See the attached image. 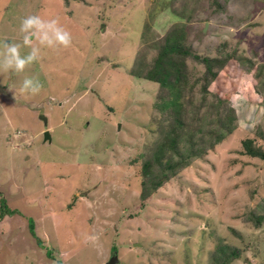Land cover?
<instances>
[{"label": "rangeland", "instance_id": "1", "mask_svg": "<svg viewBox=\"0 0 264 264\" xmlns=\"http://www.w3.org/2000/svg\"><path fill=\"white\" fill-rule=\"evenodd\" d=\"M217 1L222 10L214 0H0V44L22 43L30 15L56 19L72 36L67 49L42 47L23 73L0 71V201L22 213L0 218V264H108L114 255L116 264H214L220 240L240 253L231 264H264V224L249 220L264 215V162L241 154L247 138L264 149V0ZM175 22L193 54L217 57L225 48L255 68L232 63L206 103L203 82L188 88V124L210 130L221 95L237 128L164 175L142 207L143 165L170 120L154 108L160 85L129 68L153 63ZM188 66L193 81L205 72L192 58ZM25 77L39 79V94L16 92L14 81Z\"/></svg>", "mask_w": 264, "mask_h": 264}, {"label": "trees", "instance_id": "2", "mask_svg": "<svg viewBox=\"0 0 264 264\" xmlns=\"http://www.w3.org/2000/svg\"><path fill=\"white\" fill-rule=\"evenodd\" d=\"M213 3L216 8L219 7L222 10L217 0H214ZM181 15H183V12L181 14L177 13V19L181 20ZM184 27L185 25L181 22L173 23L166 36L159 40L158 53L153 63L148 64L145 61L137 60L139 66L129 68L130 75L136 80L149 81L160 85L162 94L154 108L159 109L160 113L168 116L170 120L169 129L166 131L162 129V143L157 145L153 156L143 165L142 207L146 206V201L161 187L164 175L176 174L182 168L191 166L193 159L205 157L209 151L215 150L217 145L226 140L237 128V112L231 103L221 95L213 97L216 101L212 107L218 115L217 123L213 124L215 127L211 124L210 130H203V127L188 124L187 113L189 107L187 103L189 93L195 90L194 87L198 83L203 82L200 90L203 94L202 101L206 103L209 96H211L209 90L211 85L220 78L221 73L231 74L230 66L232 63H247L255 68V63L252 60L247 57H245L247 59L237 57L236 51L230 54L225 53V48L217 57L193 54L191 46L187 43L188 33ZM190 58L205 67L203 75L195 81L192 80L188 66ZM261 68L264 70V65ZM188 88L191 91L189 93ZM196 133L201 136L197 138ZM14 136L18 137L15 134ZM242 149V155L264 162V149L258 145L256 138L243 140ZM176 157L178 160H174ZM159 170L163 175H158L161 173ZM0 203L2 205L0 218L22 215V213H17L16 210L9 208L5 198H2ZM249 220L253 221L257 227H261L264 224V215L254 214ZM30 228V235L35 242L44 247L43 240L35 230L33 219H30ZM216 244L211 257L214 264H231L239 259L240 253L236 248L222 242V240L217 241ZM57 264L62 263L58 262Z\"/></svg>", "mask_w": 264, "mask_h": 264}, {"label": "clouds", "instance_id": "3", "mask_svg": "<svg viewBox=\"0 0 264 264\" xmlns=\"http://www.w3.org/2000/svg\"><path fill=\"white\" fill-rule=\"evenodd\" d=\"M20 31L24 34L22 43L4 41L0 44V71L2 72L23 73L26 68L41 59L42 47L59 50L72 46L71 33L56 19H44L39 15L27 16L21 21ZM24 47L30 49L26 55L21 53ZM42 87L38 78L25 77L20 92L25 95H37ZM17 136L16 138L23 137L21 132ZM91 239L95 240L96 237Z\"/></svg>", "mask_w": 264, "mask_h": 264}, {"label": "crops", "instance_id": "4", "mask_svg": "<svg viewBox=\"0 0 264 264\" xmlns=\"http://www.w3.org/2000/svg\"><path fill=\"white\" fill-rule=\"evenodd\" d=\"M14 80V79H13ZM22 81L23 80H21V79H18V81H14V84H15V88L14 89H16V92L18 93V94H20L21 96H22V94H21V92H20V87H21V85H22ZM31 107L32 108H36L37 107V102H35V103H31ZM39 105V104H38ZM9 106V105H8ZM16 106L14 105V108H15ZM44 133H46V132H44Z\"/></svg>", "mask_w": 264, "mask_h": 264}, {"label": "water", "instance_id": "5", "mask_svg": "<svg viewBox=\"0 0 264 264\" xmlns=\"http://www.w3.org/2000/svg\"><path fill=\"white\" fill-rule=\"evenodd\" d=\"M45 138H46L45 141L46 140H50L51 141V136H50L49 132L45 133ZM117 262H118L117 256L114 255V256H112V258H111V260H110V262L108 264H116Z\"/></svg>", "mask_w": 264, "mask_h": 264}]
</instances>
